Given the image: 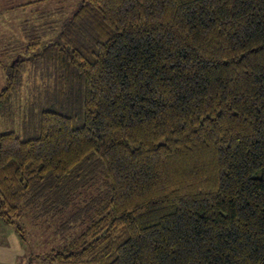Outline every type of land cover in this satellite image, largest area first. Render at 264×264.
<instances>
[{
  "label": "trees",
  "instance_id": "obj_1",
  "mask_svg": "<svg viewBox=\"0 0 264 264\" xmlns=\"http://www.w3.org/2000/svg\"><path fill=\"white\" fill-rule=\"evenodd\" d=\"M40 1L33 59L83 122L1 132L9 75L0 219L67 239L50 264H264V0Z\"/></svg>",
  "mask_w": 264,
  "mask_h": 264
},
{
  "label": "rangeland",
  "instance_id": "obj_2",
  "mask_svg": "<svg viewBox=\"0 0 264 264\" xmlns=\"http://www.w3.org/2000/svg\"><path fill=\"white\" fill-rule=\"evenodd\" d=\"M36 1L0 0V92L11 73L17 79L11 102L1 117V132L12 131L22 139L39 136L44 111L66 114L74 119L76 126L83 122V93L60 94L50 63L44 58L33 59L44 48L42 45L35 47L39 43L30 41L24 28L41 24L43 19H39V12L44 11V16L47 13L45 2ZM47 7L48 10L66 7L68 14L74 5L68 0H52ZM66 14L56 19H63ZM18 223L25 237L23 240L19 235V243L14 242L15 234L11 232H15V226L6 223L8 228L0 230V264H50L46 255L69 242L57 237L51 226L35 225L26 218Z\"/></svg>",
  "mask_w": 264,
  "mask_h": 264
},
{
  "label": "crops",
  "instance_id": "obj_3",
  "mask_svg": "<svg viewBox=\"0 0 264 264\" xmlns=\"http://www.w3.org/2000/svg\"><path fill=\"white\" fill-rule=\"evenodd\" d=\"M6 228H8V227L6 226V223L0 219V230H4V229H6ZM11 232H12L13 234H15V236H13V237H14V242L19 243L20 241H19V238H18V237H19L18 232H17L16 230H15V232H14L13 230H11Z\"/></svg>",
  "mask_w": 264,
  "mask_h": 264
}]
</instances>
